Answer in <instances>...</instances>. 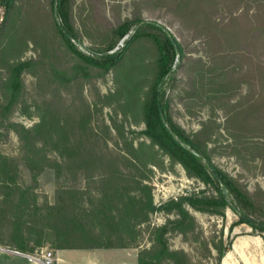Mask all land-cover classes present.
I'll list each match as a JSON object with an SVG mask.
<instances>
[{"label":"trees","instance_id":"1","mask_svg":"<svg viewBox=\"0 0 264 264\" xmlns=\"http://www.w3.org/2000/svg\"><path fill=\"white\" fill-rule=\"evenodd\" d=\"M16 1L0 0L5 8L0 70L6 73L0 84V130L14 133L19 142L18 158L0 154V229L7 217L13 228L5 248L28 255L45 243L53 250L135 248L137 264H192L188 253L169 244L171 234L197 237L190 209L223 216L228 207L239 214L230 228L245 223L264 232V193L259 188L250 193L211 161L209 145L220 124L209 118L196 132L187 133L170 113L175 88L187 111L195 103L208 106L211 117L215 109H223L222 127L229 140L225 149L235 157H252L264 172V0H138L131 17L116 16L104 30H89L97 25L92 18L96 0H84L83 33L90 39L93 33L101 37L89 54L75 44L81 34L74 27V0H49L48 10L36 4L39 1H29L27 8ZM143 7L162 11L177 22L202 55L185 56L186 46L176 40L173 45L161 25L143 22ZM28 43L34 58L9 59ZM68 59L75 64L68 66ZM176 68L181 71L179 79ZM110 71L116 83L110 97H123L118 100L120 114L125 118L127 112L133 113L143 124L127 139L110 117L111 129L123 138L121 148L117 142L109 145V126L102 125L99 137L93 123L101 109L86 103L80 83L103 79ZM24 74L47 78L44 94L30 103L23 96ZM73 87L78 105L69 98ZM98 101L102 103L101 97ZM17 109L37 121L30 127L12 121ZM137 137L143 139L135 145ZM160 157L178 164L213 192L192 191L155 206L146 180L152 174L149 166L162 168ZM18 162L34 182L45 169H52L57 178L75 171L87 183L86 190L64 188L66 197L59 203L38 207L32 188L17 182ZM29 211L35 222L22 220ZM156 211L174 217L151 228L149 246L140 248L141 227ZM200 246L205 259L212 257L215 264L228 248L221 239L218 244L202 240Z\"/></svg>","mask_w":264,"mask_h":264},{"label":"rangeland","instance_id":"2","mask_svg":"<svg viewBox=\"0 0 264 264\" xmlns=\"http://www.w3.org/2000/svg\"><path fill=\"white\" fill-rule=\"evenodd\" d=\"M31 0H17L16 5H20L23 8H27L28 2ZM39 1L36 4L44 6V9H49V0H34ZM86 1V0H85ZM138 0H96L94 5L96 7L95 13L92 18L96 19V26L89 27V30L99 27L100 29H107L109 24L114 23L115 17L119 16L120 19L129 18L134 10V3ZM84 0H74L72 8V16L74 20V27L80 34V40L75 41L77 48L89 54L91 47H97L101 41V37L97 33H93L91 38L84 35L83 29L87 31V28H83L81 19L83 12L82 3ZM86 6V5H85ZM141 18L143 22H156L161 25L171 36L174 41L181 43L185 47V56L187 57H198L202 53L198 50V44L196 41L188 42V36H186L177 22L172 20L169 16L162 13V11H153L149 8H141ZM5 19V8L0 6V29ZM107 22V23H106ZM109 23V24H108ZM131 30L130 33H132ZM93 41V43L91 42ZM26 49L19 54H14L9 59L13 60L15 57H19L20 60H26L34 58L35 51L30 43ZM122 42H119L117 47H121ZM194 48L197 50H194ZM68 66L75 64L74 60H67ZM40 74V73H38ZM41 75V74H40ZM181 71L176 68V77L181 78ZM6 77V73L3 69L0 70V84L2 79ZM24 82V98L30 103L31 100H37L40 94H44L46 91L47 78L42 76L32 77L29 74L22 76ZM115 75L113 71H110L105 77L92 78L91 80H82V95L86 103L95 105L96 109H101L100 112H96L94 118V129L101 138L103 136L102 125L110 127V138L108 139L109 145L118 143L119 148L122 146L123 138L118 136L115 130L111 129L110 117L114 118L116 123L120 124L121 132L125 135V138H133V132H138L143 129V124L140 122V118L133 113H126V117L120 114V108L118 100L122 98H111L110 95L116 91ZM163 88L168 89L166 85ZM70 99H73L75 105H78L79 100L77 99V88L73 87L69 90ZM168 92V91H167ZM179 88H175L172 93L170 102V113L172 119L182 127L187 133H194L201 127V122H206L209 118L212 121L220 124L218 133L212 136L213 142L210 143L209 147L213 149L211 151L212 163L223 172L234 178L241 185H244L250 193L255 192L256 189H260L264 193V172L261 165L257 160L252 157H235L231 155L226 149L225 144L229 141L227 135L223 130V122L225 118V111L223 109H215L213 117L210 114V108L208 106H200L199 103L193 105L192 110L187 111L183 102L178 97ZM101 97L102 103L98 101ZM106 97L110 98V102L106 101ZM237 97L235 98V100ZM1 100V92H0ZM114 110L117 111L115 116ZM12 121L21 123L25 127L32 126L36 121L37 117H26L23 116L17 109L13 116ZM134 139V144L143 138ZM227 139V140H226ZM145 140V139H144ZM0 154L10 156L11 158H18L19 155V142L16 135L12 132L5 133L0 130ZM162 168L149 166L152 169V174L146 180V183L151 187V193L153 198V204L159 206L169 199H175L181 195L189 194L192 191L205 190L206 195H210L213 190L205 189V187L196 179L187 176L185 171L178 164L169 162L166 157H160ZM20 179L17 181L21 187H31L35 194L36 204L38 207L44 208L59 203L66 197L62 192V189L67 190H86L87 183L84 179L76 175L75 171L67 172L62 177L56 176L52 169H45L35 180L32 179L30 172L18 162L17 165ZM76 196V195H75ZM77 199V197H75ZM189 213L194 217L197 229L195 230V240L191 235L183 238L177 234H171L169 236L170 247L174 250H183L188 253L192 259V264H215L213 259L216 256V252L211 248L212 257L205 259V253L200 246V241L205 240L208 243L218 244L221 239L223 241V247L225 249L223 257L218 264H222L223 258L228 257L227 264H264V232L259 229L251 228L249 225L243 223L240 225L230 226L236 223L239 219V214L232 211L230 208H225L223 216L211 215L207 213H200L193 210H189ZM174 216L167 215L163 212H154L150 216L148 224H144L141 227V240L140 248L143 246H149V230L153 227H159L163 225L168 218ZM254 217V216H252ZM255 219V217L253 218ZM11 218L7 217L1 225L0 232V246L10 244V235L12 233ZM22 220H28L35 222L36 217L29 211ZM199 239L198 241H196ZM138 252V249H136ZM40 251H50L54 257L57 250H53L49 244H43L42 250H35V254ZM120 253V252H119ZM126 258L125 254H121ZM57 256L62 259V262H53V264H79L85 262V257L90 256L93 259H97L105 264H113L114 257L113 251L104 249H91V250H62L57 251ZM114 256V257H113ZM113 257V258H112ZM132 258H130L131 262ZM21 262L23 260H20ZM28 261V260H27ZM136 262V259H134ZM28 263V262H27ZM32 263V261L30 262Z\"/></svg>","mask_w":264,"mask_h":264},{"label":"crops","instance_id":"3","mask_svg":"<svg viewBox=\"0 0 264 264\" xmlns=\"http://www.w3.org/2000/svg\"><path fill=\"white\" fill-rule=\"evenodd\" d=\"M104 250L113 251V254L115 255V257L113 256L114 258L112 257L114 259L113 264H137V253L138 252L135 248L104 249ZM57 251H62V250H57ZM57 251L54 257L55 259H57L55 262H62V259L57 256ZM13 252L15 251L0 246V264H40L34 260L29 259L28 257L23 256V255H28V254L21 253L23 255H18V254H14ZM121 254H125L126 258H124ZM130 258H132L131 262H130ZM228 258H229V254L227 258L226 257L223 258L222 264H227ZM84 259H85V262L79 263V264H105L104 262H101L97 259H93L90 256H87ZM134 259H136V262L134 261ZM20 260H23V261L21 262ZM31 261L32 263H30Z\"/></svg>","mask_w":264,"mask_h":264},{"label":"built area","instance_id":"4","mask_svg":"<svg viewBox=\"0 0 264 264\" xmlns=\"http://www.w3.org/2000/svg\"><path fill=\"white\" fill-rule=\"evenodd\" d=\"M29 259L34 260L40 264H53L55 258L50 251H40L38 254L29 255Z\"/></svg>","mask_w":264,"mask_h":264},{"label":"water","instance_id":"5","mask_svg":"<svg viewBox=\"0 0 264 264\" xmlns=\"http://www.w3.org/2000/svg\"><path fill=\"white\" fill-rule=\"evenodd\" d=\"M55 1H56V0H55ZM171 42H172L173 45H175V41H174V39L171 38ZM161 117L163 118V114H162V113H161ZM13 253H14V254H18V255H23V254H21V253H19V252H16V251L13 252ZM23 256L29 258V255H23Z\"/></svg>","mask_w":264,"mask_h":264}]
</instances>
